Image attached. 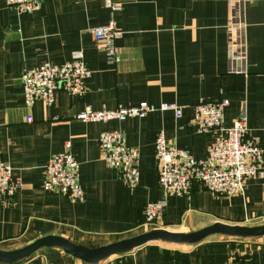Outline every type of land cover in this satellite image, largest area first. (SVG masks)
Here are the masks:
<instances>
[{
	"label": "crops",
	"instance_id": "0c3cea01",
	"mask_svg": "<svg viewBox=\"0 0 264 264\" xmlns=\"http://www.w3.org/2000/svg\"><path fill=\"white\" fill-rule=\"evenodd\" d=\"M111 15L104 0H41L39 11L18 14L0 0V156L22 183L0 201V254L9 255L47 237L96 252L102 247L150 232L187 235L221 224L264 226V175L244 184L233 197L214 195L195 183L189 197L166 196L158 183L155 141L205 157L221 133H199L191 123L200 101L228 100L223 124L245 116L249 136L259 140L264 171V0H114ZM113 17L122 32L120 61L109 64L91 29ZM242 40L244 70L230 72ZM83 53L91 71L83 96L55 93L54 105L24 104L21 75L47 62L59 65ZM162 103L182 107V116L155 112L143 119L83 123L74 118L118 106ZM31 117V122L26 118ZM118 132L139 154V184L130 189L107 166L98 144L103 132ZM79 165L84 197L44 191V170L65 144ZM165 200L162 220L144 223L147 203ZM2 264V263H0ZM12 264H264V236L211 234L194 244L153 240L88 263L59 246L42 247Z\"/></svg>",
	"mask_w": 264,
	"mask_h": 264
},
{
	"label": "built area",
	"instance_id": "2783aa9c",
	"mask_svg": "<svg viewBox=\"0 0 264 264\" xmlns=\"http://www.w3.org/2000/svg\"><path fill=\"white\" fill-rule=\"evenodd\" d=\"M8 8L18 14L39 11L41 0H4ZM258 0H237L238 4ZM105 8L113 15L120 10L114 0H104ZM94 42L104 53L109 64L120 61L116 42L122 32L117 28L113 17L108 23L91 29ZM242 40L238 42L231 60L230 72L242 75L244 70ZM91 71L83 62V53L75 51L71 59L59 65L43 63L35 69L25 70L21 75L24 104L31 108L42 102L47 108L54 105L55 93L62 90L70 96H83L85 81ZM228 100L200 101L193 105L191 123L199 133L219 134L208 146L202 160L194 159L188 152L169 145L162 133L155 141L158 183L166 196L189 197L195 183L208 192L223 197H233L243 191L247 180L263 176V150L256 137L249 136L245 116L235 120L228 128L224 127V109ZM155 112H172L175 119L182 116V107L162 103L159 106L140 103L137 106H118L115 110L92 111L89 107L75 116L83 123L124 121L129 118L143 119ZM31 122V117L26 118ZM98 144L107 166L118 172L120 180L130 189L139 184V154L137 149L126 145L124 137L118 132H103ZM22 187L19 179L12 175V168L0 156V201L12 198ZM44 191L56 192L66 196L72 203L83 201L84 193L79 184V165L70 152V144H65L62 153L50 158L42 182ZM166 207L165 200L147 203L144 207V223L156 225L162 220Z\"/></svg>",
	"mask_w": 264,
	"mask_h": 264
},
{
	"label": "water",
	"instance_id": "95a60500",
	"mask_svg": "<svg viewBox=\"0 0 264 264\" xmlns=\"http://www.w3.org/2000/svg\"><path fill=\"white\" fill-rule=\"evenodd\" d=\"M211 234H223L227 236L236 237H260L264 236V226L255 228H237L228 227L221 224H214L212 226L201 229L200 231L187 235L174 234L164 231L150 232L130 240H123L114 245L102 247L96 252L81 251L79 249L74 248L65 240H62L60 238L47 237L45 239H40L34 242L33 244L29 245L28 247L15 253H11L9 255L0 254V263L12 264L18 260L29 256L30 254L34 253L42 247L52 246H59L66 250L68 253L78 257L79 259L85 262L97 263L98 261L103 260L112 254L135 248L149 241L164 240L170 243L177 244H194Z\"/></svg>",
	"mask_w": 264,
	"mask_h": 264
}]
</instances>
